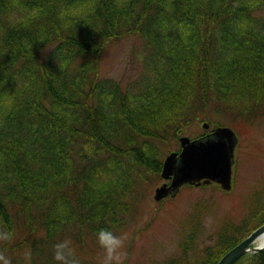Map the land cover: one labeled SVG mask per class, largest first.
I'll list each match as a JSON object with an SVG mask.
<instances>
[{
	"label": "trees",
	"instance_id": "trees-1",
	"mask_svg": "<svg viewBox=\"0 0 264 264\" xmlns=\"http://www.w3.org/2000/svg\"><path fill=\"white\" fill-rule=\"evenodd\" d=\"M133 36L147 46L136 93L99 68L111 41ZM212 114L264 119V0H0V230L13 234L0 256L18 264L34 236L29 264H56L60 240L120 226L118 177L161 174L154 137ZM247 205L198 260L166 264H216L264 224V191ZM251 256L235 264H264V252Z\"/></svg>",
	"mask_w": 264,
	"mask_h": 264
},
{
	"label": "rangeland",
	"instance_id": "rangeland-1",
	"mask_svg": "<svg viewBox=\"0 0 264 264\" xmlns=\"http://www.w3.org/2000/svg\"><path fill=\"white\" fill-rule=\"evenodd\" d=\"M146 47L145 41L136 36L111 41L100 54V76L109 78L113 86L136 93L147 71L142 55L147 51ZM205 122L209 124L208 128L204 126ZM219 125H229L237 135L230 191L223 190L216 183L198 187L185 185L175 196L156 201V188L166 181L159 172L144 166L138 174L132 170V177H126L125 182L117 175L118 184L123 185L128 194L122 198L126 201L121 213L122 224L113 228L116 233L127 235L124 264H166L170 258L198 260L204 247L215 244L217 231L224 223H238L243 219L251 195L256 192L263 195L264 119L230 121V118L217 114L211 117L200 115L184 128L180 137L196 138ZM180 137H154L156 143L153 139V144L160 160L180 149ZM111 166L100 167V176L103 177L104 168ZM107 173L115 175L111 169ZM196 224L199 234L189 241L187 230L191 229L190 226L196 228ZM71 236L75 237V232ZM33 237H28L13 254V260L18 264L30 263ZM67 239L75 241L72 244L82 264H101L103 253L95 243V236L91 235L85 241L73 240V237ZM251 257L249 255L243 262L247 263Z\"/></svg>",
	"mask_w": 264,
	"mask_h": 264
},
{
	"label": "water",
	"instance_id": "water-1",
	"mask_svg": "<svg viewBox=\"0 0 264 264\" xmlns=\"http://www.w3.org/2000/svg\"><path fill=\"white\" fill-rule=\"evenodd\" d=\"M209 127L207 122L204 123ZM182 149L170 152L164 159L161 174L170 179L156 188L155 199L176 195L185 183H219L223 189L232 188L233 163L237 135L230 126H218L211 132L192 139L180 138ZM264 233V224L226 252L216 264H235L251 252H263L264 245H254Z\"/></svg>",
	"mask_w": 264,
	"mask_h": 264
},
{
	"label": "clouds",
	"instance_id": "clouds-1",
	"mask_svg": "<svg viewBox=\"0 0 264 264\" xmlns=\"http://www.w3.org/2000/svg\"><path fill=\"white\" fill-rule=\"evenodd\" d=\"M95 243L102 250L101 264H124L126 259L124 248L127 241L125 233H116L111 228H99L95 232ZM13 234L0 230V242H9ZM53 260L56 264H79L71 239L55 243ZM0 264H10L8 258L0 256Z\"/></svg>",
	"mask_w": 264,
	"mask_h": 264
},
{
	"label": "bare ground",
	"instance_id": "bare-ground-1",
	"mask_svg": "<svg viewBox=\"0 0 264 264\" xmlns=\"http://www.w3.org/2000/svg\"><path fill=\"white\" fill-rule=\"evenodd\" d=\"M257 245H264V233L257 239Z\"/></svg>",
	"mask_w": 264,
	"mask_h": 264
}]
</instances>
